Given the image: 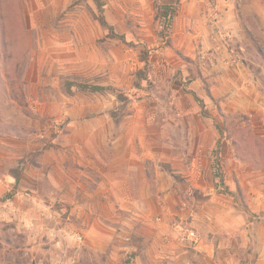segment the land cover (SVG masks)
<instances>
[{
    "label": "rangeland",
    "instance_id": "1",
    "mask_svg": "<svg viewBox=\"0 0 264 264\" xmlns=\"http://www.w3.org/2000/svg\"><path fill=\"white\" fill-rule=\"evenodd\" d=\"M164 4L178 7L170 24ZM89 142L142 161L139 207L160 247L184 235L214 256H264V0H0V264L145 254L143 220L107 250L64 229L79 217L49 175L63 181Z\"/></svg>",
    "mask_w": 264,
    "mask_h": 264
},
{
    "label": "crops",
    "instance_id": "2",
    "mask_svg": "<svg viewBox=\"0 0 264 264\" xmlns=\"http://www.w3.org/2000/svg\"><path fill=\"white\" fill-rule=\"evenodd\" d=\"M217 66L228 68L230 61H220ZM85 128L87 133L104 130L93 125L85 126ZM96 148L98 147L89 142L87 153L81 158L79 164L67 163L65 159L63 181L50 174L49 182L56 189L55 192L57 188L60 190L56 192V198L64 197L63 201L68 203L64 205L69 210V215L77 214L79 217L78 223L71 221L64 227L68 236L78 241L79 245L88 247L91 243H98L99 240H107L104 249H108L111 241L118 240L116 236L120 237L130 231L119 230V228H125L122 226L124 223L136 224V220H143L144 223V220H147L144 211L139 207L140 198L145 196L146 191L147 181L144 177L146 170L142 161L136 163L140 166L134 171L132 167L134 165L130 162H119L112 156L105 158L102 151H97ZM135 174L143 176L139 178L138 175L139 180L135 181ZM22 181L23 177L20 184ZM229 189L233 191L232 187ZM34 194L37 204H44L51 208V203L44 200L45 196L40 191ZM123 214H127V217L124 218ZM70 216L68 219H71ZM146 223L142 225L145 242L142 253L145 254H137L131 264H264V256H214L215 245L212 242L195 240L192 243L190 239L184 238V235L179 243L175 244L176 248L165 250L157 244L158 238L155 235L152 236ZM132 231L138 232L134 227ZM187 243L193 244V250L182 246ZM127 247L136 251L138 249L137 245ZM218 247H222V244ZM89 248L100 250L96 247Z\"/></svg>",
    "mask_w": 264,
    "mask_h": 264
},
{
    "label": "trees",
    "instance_id": "3",
    "mask_svg": "<svg viewBox=\"0 0 264 264\" xmlns=\"http://www.w3.org/2000/svg\"><path fill=\"white\" fill-rule=\"evenodd\" d=\"M162 9L164 11V14H165V21L170 24L172 19L174 18V15L177 13L178 11V7H177V4H164L162 5ZM87 86H84V87H88L90 89H93V90H97V91H101V90H104L106 87L105 86H101V85H89V84H86ZM217 177L220 179V182L224 183V179L222 178V176L220 174H217ZM19 179L17 177V183H18ZM227 189V192L228 193H231V190L229 189V187L226 188ZM12 196V194H7L5 195V198H10Z\"/></svg>",
    "mask_w": 264,
    "mask_h": 264
},
{
    "label": "built area",
    "instance_id": "4",
    "mask_svg": "<svg viewBox=\"0 0 264 264\" xmlns=\"http://www.w3.org/2000/svg\"><path fill=\"white\" fill-rule=\"evenodd\" d=\"M193 234V232H191V235Z\"/></svg>",
    "mask_w": 264,
    "mask_h": 264
}]
</instances>
